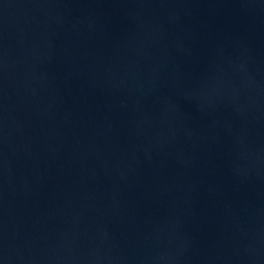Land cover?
<instances>
[{"label": "water", "instance_id": "1", "mask_svg": "<svg viewBox=\"0 0 264 264\" xmlns=\"http://www.w3.org/2000/svg\"><path fill=\"white\" fill-rule=\"evenodd\" d=\"M0 264H264V0H0Z\"/></svg>", "mask_w": 264, "mask_h": 264}]
</instances>
